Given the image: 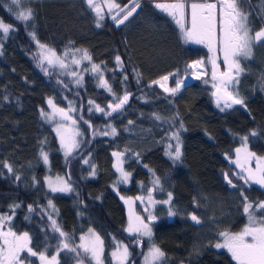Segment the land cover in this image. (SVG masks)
<instances>
[{
	"label": "trees",
	"instance_id": "1",
	"mask_svg": "<svg viewBox=\"0 0 264 264\" xmlns=\"http://www.w3.org/2000/svg\"><path fill=\"white\" fill-rule=\"evenodd\" d=\"M111 1L132 5L131 0ZM209 1L139 0L137 12L123 25L106 13L97 26L86 0H21L19 7H12L31 8L34 17L28 22L8 11L11 0H0V20L14 29L0 34V216L11 217L8 229L29 234L34 251L56 256L58 264H76L81 258L91 264L61 246L64 241L77 247L91 229L103 241V264H115L112 253L123 246L129 253L126 264H144L153 245L165 253L161 264H236L228 251L215 245L222 241L220 233H240L248 224L243 196L253 204L264 201V187L245 184L232 163L236 149L244 152V137L246 150L264 157V43L254 46L250 58L241 59L235 93L243 104L217 106L213 88L205 83L208 77L175 96L153 85L168 75L175 87L193 63L209 58L206 48L185 43L174 19L156 5ZM239 6L249 14L254 31L264 27V0H240ZM37 41L67 64L73 55L86 60L82 51H87L91 60H86L78 87L41 62ZM116 56L122 61L119 66ZM94 64L111 91L99 87V77L91 71ZM125 93L129 100L119 113L107 116L95 110V105L106 110ZM49 100L76 121L79 146L68 155L56 123L48 120ZM174 133L181 148L177 161L169 157L178 143ZM113 153L122 156L128 185L120 182ZM226 173L236 187L225 179ZM49 177L63 179L72 191H49ZM157 177L160 183L154 185ZM151 189L157 202L156 219L149 224L152 236H132L122 198L145 197ZM169 193L171 201L161 203ZM53 221L65 237L54 230ZM23 257L25 264H41Z\"/></svg>",
	"mask_w": 264,
	"mask_h": 264
},
{
	"label": "snow or ice",
	"instance_id": "2",
	"mask_svg": "<svg viewBox=\"0 0 264 264\" xmlns=\"http://www.w3.org/2000/svg\"><path fill=\"white\" fill-rule=\"evenodd\" d=\"M86 3L90 8H92L100 19H103L101 16V12L103 11L101 5L95 3V0H86ZM105 3L108 7L109 12L116 9V15L112 16V19L116 22L117 25L124 24L125 21L129 19V17L133 16V13L136 12V9L140 7L139 0H131L132 7L128 8V5L124 7H120L119 4L114 2H110V0H105ZM240 0H217V3H192L191 4V28L187 31H184V39L195 41L196 43H207L209 48L212 49L213 45L216 41L215 36V24H216V15L217 10H219L220 14V24L221 31L223 33L221 44L222 50L224 54V62L228 66V71L217 74L215 70L218 66L216 65L215 59H212L210 62L213 64V73L212 79L219 80V84H213L214 88H217V92L223 91L224 96L226 97V105L231 107V104H243V100L239 99L232 95V93L227 91V87L231 83H238L236 79L242 69L240 67V58H250L253 54L254 46L264 43V27H261L258 31H254L249 23V14L243 12L239 6ZM15 5L19 7L21 5V0H11V4L8 5V11H15V19L20 22H28L34 17V12L31 8L25 9L23 11H16L12 6ZM156 7L161 8L167 12H169L172 16L179 15L181 19L177 20V23H181V20L184 17L186 5L184 2H176L171 4H157ZM99 26V23L98 25ZM12 25L3 23L0 20V34L6 36L13 31ZM33 39H35V33H32ZM38 47L41 51V58L44 61H47L49 65L53 63H59L61 67H65L63 60L57 56L55 50L47 48L46 45L40 44L37 41ZM77 52H81V50L77 49ZM70 53L65 52V55H69ZM82 59L91 60V57L87 54L86 50L82 51ZM117 65H121L122 61L120 56H116ZM73 64L79 65L81 63L80 60L75 59L73 55L72 59ZM202 62H197V65ZM190 67H195V65H191ZM91 71L96 73L100 80V86L111 91V88L106 80H104L103 76L100 75V66L92 65ZM72 75L76 77V83L79 85L81 83L82 77H79L76 72H72ZM170 75H175L172 73ZM125 80L127 77L125 76ZM169 80V76H163L158 81H153L154 84H159L164 88L165 92L170 93L172 96H175L181 89L183 84L182 80H176L175 87L168 88L165 87L166 82ZM207 83V81H205ZM217 93H214L216 95ZM129 93H125V95L120 98H117V102L110 103L107 107L111 111H106L104 108H101L99 105H95V110L101 113H104L107 116H112L113 113H119L125 104H127L129 100ZM222 97L218 96L217 106H219V101ZM227 101H231V104L227 103ZM49 105H52V101H48ZM93 101H89V104H93ZM54 108L55 106L52 105ZM92 109L90 108L89 111ZM223 111V109H221ZM61 115L64 116L65 119H71V117L64 112L63 109H56ZM74 111V109H73ZM42 115H47L46 113L41 111ZM155 115V114H154ZM156 119H160L158 115L155 116ZM73 124L76 123L75 120L72 121ZM87 123V121H85ZM131 123V121L129 122ZM181 128L183 125L181 124ZM57 133L60 136L61 145L64 146L67 151L66 155L70 154L71 149L73 147H78V143L75 141L74 137L79 135L80 133L75 132L72 133L68 129H57ZM116 133V129L112 128V134ZM107 135L108 133H104ZM251 135H256L254 132ZM173 138L178 141L175 152L174 159L178 160L181 156V148L179 144V134L174 133ZM245 141V160L251 159L255 157L254 153L247 152L246 150V142L247 137L243 138ZM238 154L237 166L240 167L244 172L247 173L246 176L240 177L244 180L245 184L249 182H254L264 187V164L258 162L257 168L255 170L251 168H245L243 164L239 162V153L241 149H236ZM45 163L48 161L47 153H41ZM114 156L118 158V163L114 165L118 171L121 172L122 182H126L129 178V173H125L123 169L119 166V157L120 153H113ZM171 155V154H170ZM259 160V158H257ZM88 163V161H85ZM8 167L9 171H12L11 167ZM92 175H95L93 171ZM18 179V177H17ZM225 179L228 180V183L232 187H236L235 184H232V180L228 178V174H225ZM154 185H159L160 180L157 177L155 181H153ZM53 192H70L72 191L71 186L67 184V182H61V186L53 187L51 184L49 185ZM243 196V192H241ZM168 200L162 201L161 203L168 204L171 201V193L168 194ZM137 199L143 200L142 197H137ZM244 199V213L248 217V224L245 228L236 234H231L227 232L220 233V236L224 238L223 243H217L215 245L216 248H224L231 254V257L236 264H264V201L256 202L255 204L248 202L246 196H243ZM149 201L155 203L151 199V190H149ZM51 203V202H49ZM259 213V215H257ZM169 215H175L174 212L169 210ZM11 217H3L0 216V240L3 241V244L0 245V264H25V257L21 256V253H27L28 256L38 257L41 261V264H58L57 257L52 256L49 258L44 252L34 251L32 247H30L31 238L27 232L18 235L13 232L11 228L7 231H4V226L9 221ZM156 217L153 215L148 216L149 223L155 220ZM191 219L195 221L197 224L200 223V220L196 215H192ZM149 223H145L143 219L139 216H135L134 214L130 215L129 218V226L127 231L129 233H139L142 236H152V229L149 227ZM53 228L55 231L59 232L61 237H65L67 234L60 230L59 226L56 225V222L53 221ZM89 232L94 237L93 239H87L85 237H81L82 243L78 246L79 249H82L85 254H90L91 258L96 261V264H103L101 260V256L103 254V241L99 237L92 232L90 229ZM62 249H66L70 252L76 253L79 257L80 252L77 250V247H71L69 243L61 241ZM113 256H119L121 260V264L127 259L129 253L127 246H123V251L120 253L113 252ZM165 258V253L157 246L153 245L149 251V255L145 257V264H157V262L162 261ZM77 264H84L83 258L79 259Z\"/></svg>",
	"mask_w": 264,
	"mask_h": 264
},
{
	"label": "rangeland",
	"instance_id": "3",
	"mask_svg": "<svg viewBox=\"0 0 264 264\" xmlns=\"http://www.w3.org/2000/svg\"><path fill=\"white\" fill-rule=\"evenodd\" d=\"M110 2H112V1L110 0ZM95 3L101 5V7L103 9V11L100 14L101 16H103V19H100L97 16V13L92 9L94 11L96 17H97V20H98V23L99 24H102L103 23V20L105 18L106 13H108L110 15V18L111 19H112V16L116 15V11H117L116 9H114L111 12H109L108 7H107V5L105 3V0H95ZM208 3H217V0H212V1H209ZM163 4H171V3H163ZM130 6H132V5H130ZM130 6H128V8ZM137 10H138V8L136 9V12H137ZM159 10L162 11V12H164V13H166L172 19H174V21L176 22V24H177V26H178V28H179V30L181 32L182 38H183V40H184L185 43L191 44L193 46H201L203 48H206L208 50V52H209V58H208L207 62L199 61V62H202V63H200V64L197 65V62H195V63L192 64V65H195V67H190L189 74L186 75V76H184L181 79L183 81V84H182L180 90H182L184 87H186L187 85H189V84H191V83H193V82H195L197 80H200L202 78L208 77L207 83L213 88L214 93H215L217 91V88H214L213 87V84H219V80H215L214 81L212 79V73H213L214 68H213V64L210 61L212 59H215L216 65L218 66L215 69L217 71V74L228 71V66L224 62V54H223L222 44H221V39H222L223 33L221 31L219 10H217L216 24H215L216 41H215L212 49L209 48V46H208L207 43H196L195 41H192V40H187L186 41L184 39V31H187L188 29H190L191 28V24H192V20H191V7H190V5L189 6L186 5L184 17L181 20V23H177V20L181 19L179 15H177V16L174 17V16L170 15L169 12H167V11L161 9V8H159ZM136 12H134L133 15ZM131 17H129V19ZM121 25H123V24H121ZM121 25H119V26H121ZM41 51L42 50L40 49L39 57L41 59V62L44 63V65L47 68L53 69L54 71H58V73L60 75H62L68 82L72 83L74 86H77V87L79 86L76 83V77H74L72 75V72H76L78 74V76L81 77V71H82L83 67L85 66L86 60H80L81 63L79 65L73 64V63L67 64L65 61H63L64 64H65V67H61L59 63H53L52 65H49L47 63V61L42 60L41 55H40L41 54ZM241 59H245V58H240V67H241ZM94 74L96 76H98L96 73H94ZM240 75H241V73H240ZM240 75L236 78L237 80H239ZM98 82H99V87L100 88H104V87H101L100 86V80H98ZM153 85L159 87L162 91H164V88L161 87L159 84H153ZM236 85H237V83L234 82V83L229 84L228 87H227V91L230 92V93H232V95L235 96V97H236V93H235V87H236ZM165 87L172 88L171 87V76H169V80L166 82ZM165 93L168 94V95H171L168 92H165ZM52 105H54V104H52ZM224 107L227 108L228 106L227 105H224ZM56 109H58L56 106H55V108L53 106H51V110H52L51 113L52 114L51 115H48L49 122L56 123V131H57V129H61V130L68 129L72 133L77 132L76 131L77 130V127H76L75 124H73L72 120L71 119H65L64 116L61 115V114H60V117H58L57 116ZM106 111H111V110L107 108ZM76 138H77V136L74 137L75 140H76ZM74 149H75V147H73L71 149V152ZM64 150H65V152L67 151V149L65 147H64ZM247 152H249V151H247ZM169 157L172 160L177 161L176 159H174V155H171V156L169 155ZM257 158H259V160ZM114 159H115V164L114 165H116L118 163V158L116 156H114ZM237 159H238V154H236V157L232 160V163L235 166L239 177L246 176L247 173L244 172L240 167L237 166ZM239 162H240V164H243L245 168L250 167L251 169L255 170L257 168L258 162L261 163V164H264V157H257V156H255V157H253L251 159L245 160V149H244V152L241 150V152L239 153ZM119 166L123 169L122 156L119 157ZM114 168H115V171L117 172V174H118V176L120 178V182L122 184H127L128 185L129 178H128V180L126 182H122L121 172L118 171L116 167H114ZM61 182H65V181L63 179H59V178L53 179V178H50L49 177V178L46 179V186H47V188H48L49 191H52L49 185L51 184L53 187H59V186H61ZM153 191H154V189H151V199H152V201H155V203H152V202L149 201V195L148 196H145V197L139 196V197H142L143 200H140V199H137V198L136 199H124V198H122L123 199V202L125 204V207H126V211H127L128 226H129V218H130V215H132V214H134L135 216L141 217V219H143V221L145 223H149V221L145 220L144 217L139 213L138 208L140 210H142L147 216H149L150 214L154 216V209H155V206H156V203L157 202H156L155 198L153 197ZM154 221L155 220L151 221L149 224L153 223ZM193 222L196 223L195 221H193ZM6 225H7V223L4 226V229H3L4 231H7L8 230V228L6 227ZM92 232L95 233L96 235H98L95 231L92 230ZM129 234L132 235V236H136V237H142V235H140L139 233H129ZM83 237H85L87 239H93L94 238L90 232H88ZM146 237H148V236H146ZM223 242H224V238H222V241L220 243H223ZM81 243H82V241L80 239L79 245ZM2 244H3V241L0 240V245H2ZM78 246H77V250L79 252H81L80 253V256H84L87 262H90L91 264H96V261L91 258V255L90 254H85L82 249H79L78 248ZM62 250H64V249H62ZM216 250H218V251H221V250L227 251V249H224V248H216ZM122 251H123V249L120 250V252H122ZM149 251L145 254V257L149 255ZM120 252H117V253H120ZM21 256L23 257V256H28V255L25 252V253H21ZM28 257L31 258V259H33V260H38L41 263V261L38 259V257H31V256H28ZM112 257L114 259L115 264H121V260H120L119 256H112ZM101 260L103 262L102 256H101ZM126 260L123 262V264H126ZM76 264H77V262H76ZM144 264H145V258H144ZM157 264H161L160 261L157 262Z\"/></svg>",
	"mask_w": 264,
	"mask_h": 264
},
{
	"label": "water",
	"instance_id": "4",
	"mask_svg": "<svg viewBox=\"0 0 264 264\" xmlns=\"http://www.w3.org/2000/svg\"><path fill=\"white\" fill-rule=\"evenodd\" d=\"M227 72V71H226ZM215 93H217L216 95H215V98L216 99H218V96L219 97H222L221 99H220V101L219 102H221V103H226V97L224 96V92L223 91H220V92H215ZM227 103H231V101H227Z\"/></svg>",
	"mask_w": 264,
	"mask_h": 264
}]
</instances>
